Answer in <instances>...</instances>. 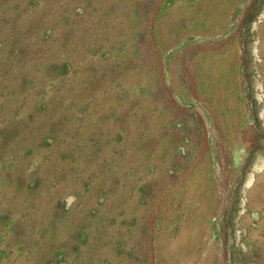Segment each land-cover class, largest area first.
<instances>
[{"label": "rangeland", "instance_id": "1", "mask_svg": "<svg viewBox=\"0 0 264 264\" xmlns=\"http://www.w3.org/2000/svg\"><path fill=\"white\" fill-rule=\"evenodd\" d=\"M0 264H264V0H0Z\"/></svg>", "mask_w": 264, "mask_h": 264}]
</instances>
